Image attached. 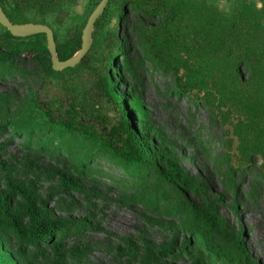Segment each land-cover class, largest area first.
I'll return each mask as SVG.
<instances>
[{
    "label": "rangeland",
    "instance_id": "1",
    "mask_svg": "<svg viewBox=\"0 0 264 264\" xmlns=\"http://www.w3.org/2000/svg\"><path fill=\"white\" fill-rule=\"evenodd\" d=\"M208 1L226 13L232 11L234 2ZM254 1L260 6V0ZM95 5V0H64L44 15L34 8L20 13L28 22L43 19L57 40L63 41L78 27L83 29ZM157 19L129 1L110 0L94 26L86 63L76 64L72 71L45 70L47 54L42 59L19 54L10 68L0 64V156L6 163L0 167V192L9 190L8 172L35 195L37 204L43 207L41 201L46 202L52 218L68 226L58 250L50 244L22 248L0 206V264H229L225 255L234 253L238 237L253 264H264V159L253 156L246 163L240 158L233 128L235 111L218 107L203 92L178 93L172 73L152 62L142 30ZM4 28L0 24V33ZM112 32H117L115 65L120 69L115 73H124L118 80L120 90L139 95L148 120L170 140L185 177L200 187L202 195L187 191V199L198 210L203 197L214 203L225 225L223 235L217 236L225 254L202 245L190 230L194 211L177 186L157 178L148 165L134 166L129 172L120 168L98 155L102 146L96 140L78 138L71 144V138L64 139L47 126L42 110L34 104L36 97L63 108L69 96L85 93L88 100L81 117L107 131L117 120L118 110L95 89L94 69L102 66ZM39 39L46 45L44 35ZM38 125L43 127L28 135L30 126ZM43 143L49 148L39 151ZM69 143L70 148H65ZM61 171L78 179L82 188L64 184ZM11 199L18 209L20 199ZM26 219L20 218L22 223ZM128 242L136 252L129 251ZM164 246L171 250L153 260L151 255Z\"/></svg>",
    "mask_w": 264,
    "mask_h": 264
},
{
    "label": "trees",
    "instance_id": "2",
    "mask_svg": "<svg viewBox=\"0 0 264 264\" xmlns=\"http://www.w3.org/2000/svg\"><path fill=\"white\" fill-rule=\"evenodd\" d=\"M63 1L0 0V3L11 21L28 22L21 16L22 9L34 8L40 15H44L60 7ZM125 1L158 17L156 22L144 25L143 38L152 62L174 76L178 93L190 94L193 90L203 92L205 97L211 96L218 107L235 111L233 128L239 141L240 158L246 163L253 156L264 159V0H260V6L254 0H234L230 13L222 11L208 0ZM98 2L99 0H95V4ZM105 11L106 8L95 25L100 23ZM41 22L44 23V20ZM4 29V33H0V64H8L7 68H10L14 57L19 54L36 59H42L47 54L49 61L42 67L53 70L48 49L39 39L44 34L16 36ZM81 32L82 28L78 27L63 41H58L54 34L59 59L69 58L80 48ZM111 35L107 37L109 50L102 66L94 69L95 89L118 110L117 120L107 131H100L81 117V111L85 109V102L88 100L85 93L69 96L67 106L63 108L56 109L54 101H43L36 97H33L34 104L42 110L47 126L54 127L64 139L71 138V144L78 138L96 140L102 146L97 151L98 155L114 161L120 168L128 171L133 170L134 166L148 165L153 168V174L157 178L177 186L184 197L187 191L194 195L201 194L200 187L185 177L170 140L148 120L139 95L120 90L118 80L124 73H115L120 70L115 65L117 32H112ZM31 37L36 39L30 40ZM87 58L86 54L79 63H86ZM124 68H129V65L125 64ZM65 69L72 71L75 66ZM1 126L5 124L1 123ZM42 127L30 126L28 135L31 136L33 129ZM69 146L70 143L65 148ZM61 147L59 151L63 150ZM48 148L47 143L37 147L39 151H46ZM84 165L83 162L81 166ZM0 167H6L1 156ZM79 172L82 173L83 169L80 168ZM61 177L64 184L82 188L78 179L63 171ZM5 178L9 190L0 192V206L16 231L21 247L26 245L38 248L42 244H50L58 250L62 238L68 234L66 222L52 218L46 202L41 201L43 207L37 204L35 195L17 184L8 172L5 173ZM230 183L235 185L233 179ZM15 196L20 199L18 209L11 199ZM186 200L194 211L195 218L190 230L197 234L202 245L216 247L225 254V247L217 243V236L223 235L225 225L214 203L203 197L202 208L198 210L187 196ZM22 216L27 218L25 223L20 220ZM230 244L227 243V246ZM131 246L128 242L129 251L136 252ZM170 250L171 247L164 246L156 254H152L151 258L158 261L161 254ZM233 250V254L225 255L229 264H253L241 237L235 239ZM148 259L146 258L147 261ZM57 263H60L58 259ZM141 264L146 262L141 261Z\"/></svg>",
    "mask_w": 264,
    "mask_h": 264
},
{
    "label": "water",
    "instance_id": "3",
    "mask_svg": "<svg viewBox=\"0 0 264 264\" xmlns=\"http://www.w3.org/2000/svg\"><path fill=\"white\" fill-rule=\"evenodd\" d=\"M110 0H99L87 17L81 32L80 48L69 58L61 60L58 58L56 50V40L52 28L43 22H13L4 12L0 3V24L3 25L11 34L16 36H29L33 34H44L46 38V47L49 52L52 68L62 70L67 67H73L78 64L88 53L92 43V33L96 20L104 12Z\"/></svg>",
    "mask_w": 264,
    "mask_h": 264
}]
</instances>
